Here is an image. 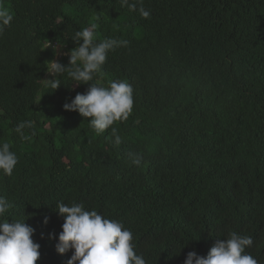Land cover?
Here are the masks:
<instances>
[{
  "label": "trees",
  "instance_id": "1",
  "mask_svg": "<svg viewBox=\"0 0 264 264\" xmlns=\"http://www.w3.org/2000/svg\"><path fill=\"white\" fill-rule=\"evenodd\" d=\"M143 6L148 19L119 0H0L13 17L0 35V144L18 157L11 176L0 173V196L13 205L4 218L34 229L36 264L72 255L55 251L61 201L122 221L148 264L206 256L229 231L251 236L246 253L264 264V0ZM92 23L97 41H126L103 66V86L133 87L131 115L112 126L119 146L111 128L98 136L63 108L91 82L65 74L52 91L40 81L52 79L47 62L68 66L71 37ZM27 120L22 140L14 129ZM129 151L142 154L140 166Z\"/></svg>",
  "mask_w": 264,
  "mask_h": 264
},
{
  "label": "clouds",
  "instance_id": "2",
  "mask_svg": "<svg viewBox=\"0 0 264 264\" xmlns=\"http://www.w3.org/2000/svg\"><path fill=\"white\" fill-rule=\"evenodd\" d=\"M119 2L121 7L138 12L142 19L150 17V11L143 6V0ZM12 19L10 13L0 8V35L11 25ZM94 19L98 20L99 17ZM98 27V23H92L76 31L71 40L78 46L68 54V66L64 67L56 61L47 62L46 71L52 79L40 81L52 91L62 84L60 78L65 74L66 78L76 85L91 82L86 93L77 94L70 103H65L63 108L65 111L77 112L85 118L98 136L111 128L112 142L119 146L123 142L122 138L112 126L118 121H126L131 115L134 104L133 87L126 80L109 81L107 87L103 86L102 81L105 77L103 66L107 53L126 44V41L111 38L97 41ZM49 44L48 41L44 49L48 48ZM32 127L31 120L21 121L14 132L22 140H28L30 136L26 135L24 130ZM10 149L8 142L0 144V173L4 176H11L18 162L16 153ZM127 156L134 166H140L143 161L139 152L129 151ZM12 207L11 203L0 196V264H36L40 258V244L32 239L34 229L25 224V217L11 222L5 219ZM55 210L63 217L55 251L63 255L72 250L67 264H148L142 255L137 254L133 233L125 228L122 221L105 218L97 210H87L84 204L76 202H58ZM43 223H48L47 217ZM252 245L251 236L229 231L226 238L217 239L206 256H199L194 251L188 252L184 264H260L255 257L246 253V249Z\"/></svg>",
  "mask_w": 264,
  "mask_h": 264
}]
</instances>
